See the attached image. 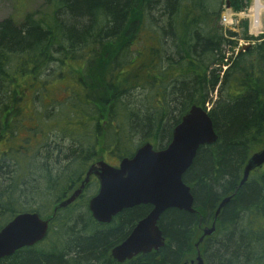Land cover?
Instances as JSON below:
<instances>
[{"label":"trees","instance_id":"1","mask_svg":"<svg viewBox=\"0 0 264 264\" xmlns=\"http://www.w3.org/2000/svg\"><path fill=\"white\" fill-rule=\"evenodd\" d=\"M250 1L44 0L37 18L0 21V228L21 212L49 220L45 240L0 264H117L109 250L120 232L102 230L88 198L53 210L98 155L167 145L193 105L210 107L218 136L182 177L196 213L166 211L167 245L132 264H179L198 216L235 189L218 227L231 231L206 243L205 263L264 264V170L238 186L251 150L264 145V33L233 56L239 34L219 23L226 2L241 11Z\"/></svg>","mask_w":264,"mask_h":264},{"label":"water","instance_id":"2","mask_svg":"<svg viewBox=\"0 0 264 264\" xmlns=\"http://www.w3.org/2000/svg\"><path fill=\"white\" fill-rule=\"evenodd\" d=\"M217 139L208 112L193 105L173 128L171 141L164 149L155 150L150 143H145L132 157L122 158L117 167L97 161L89 166L80 186L57 208L72 204L93 175L98 180L99 188L89 200L88 209L98 223L110 222L114 215L125 208L148 203L153 206L126 240L112 249V257L123 262L136 253L156 251L164 246V238L157 225L159 216L173 208L194 213L193 197L182 176L192 165L198 149L214 144ZM263 164L264 148L254 152L247 160L239 186L246 183L251 171ZM229 199L227 197L221 202L216 214ZM48 229L49 220H43L37 213L15 215L0 229V259L42 241ZM213 230V227L205 229L203 236L211 235ZM197 264H203L199 252Z\"/></svg>","mask_w":264,"mask_h":264},{"label":"flooded vegetation","instance_id":"3","mask_svg":"<svg viewBox=\"0 0 264 264\" xmlns=\"http://www.w3.org/2000/svg\"><path fill=\"white\" fill-rule=\"evenodd\" d=\"M260 169H262V170H264V166L263 167H261ZM261 170V171H262ZM260 171V172H261ZM255 172V171H254ZM253 172V175H255V173ZM86 173V172H85ZM260 174V173H259ZM85 176V175H84ZM252 176V175H251ZM255 176H257V175H255ZM259 176V175H258ZM84 179V178H83ZM82 179V180H83ZM81 183V182H80ZM80 183L78 184V186L76 187V188H78L79 186H80ZM238 186H239V184H238ZM237 186V187H238ZM90 187H92V189H96V192H95V194L94 195H96V193L98 192V188H99V183H98V180H97V178L95 177V176H91L90 177V179H89V181H88V183L86 184V186H85V188L82 190V192H81V194L76 198V201L75 202H77L82 196L83 197H86L85 196V194H86V192H87V190L88 189H90ZM75 188V189H76ZM74 189V190H75ZM73 190V191H74ZM94 191V190H93ZM92 191V192H93ZM236 191H237V189H235L234 191H233V193L232 194H228V195H226V196H223L218 202H217V204H216V209L218 208V206H219V204L225 199V198H227V197H229L230 199H229V201H231L234 197H235V195H236ZM91 195H92V193H91ZM93 197V195L92 196H90L89 198H88V202L87 203H89V200L91 199ZM192 197H193V195H192ZM228 201V202H229ZM227 202V203H228ZM193 205H194V197H193ZM193 205H192V207H193ZM226 205V204H225ZM224 205V206H225ZM87 206H88V204H87ZM224 206L223 207H221L220 208V211L218 212V214L216 215L214 212H212V214H208V215H206L205 217H204V219H203V217H202V215L201 216H198V218H197V221H198V223H197V225L194 227V225L191 227V233H190V250H188L187 252H185V255L183 256V258H182V260L180 261V263L179 264H197V257H198V251H199V247H198V249L196 248V246H195V249H193V251H194V253H195V256H191L190 258H188V255H190L191 253H190V251H191V249H192V247H191V245H192V243H191V241H193V239L195 238V241H197L198 240V234H199V236H201V240L199 239V241H201V242H199L200 244H201V254H199L200 255V258L202 259V262H203V264H206L205 263V258H204V248H205V246H206V243L209 241V240H211L212 238H214V240H220L221 239V236L222 235H224L226 232H230L231 230H229V231H224L223 233H221V231L218 229V227H219V225H220V221H221V214H222V211H223V208H224ZM138 207H142V208H144L143 209V211L140 213V215L139 216H137L135 219H133L130 223H128V224H122L121 222V217H122V215L126 212V211H130V210H132V209H134V208H138ZM153 209V206L150 204V203H148V204H138V205H135V206H132V207H129V208H125V209H123V210H121L119 213H117L116 215H114L112 218H111V220H110V222H108V223H98L99 225H104V226H106V227H104V228H102V230H104V229H112L111 227L113 226V229L115 228V229H117V230H119V232H120V238H119V242L117 243V245H115L114 247H112L111 248V250L113 249V248H115L116 246H118V245H120L122 242H124L125 240H126V238L130 235V233L132 232V230L134 229V227L136 226V224L140 221V220H142L143 218H145L149 213H150V211ZM173 209H175V208H173ZM193 209H194V207H193ZM215 209V210H216ZM168 210H170V209H168ZM168 210H166V211H168ZM175 210H178V209H175ZM166 211H164L160 216H159V218H158V221H157V225H158V227H159V229L161 230V228H160V223H161V221H162V217H163V215H164V213L166 212ZM178 211H181V210H178ZM185 212V211H184ZM194 213H196V211H195V209H194ZM194 213H191V214H194ZM212 225V226H211ZM207 226H209V227H213L214 228V230H213V232H212V234L211 235H205V236H203V231H204V228H206ZM199 233H198V232ZM161 232H162V230H161ZM198 233V234H197ZM197 234V235H196ZM162 236H163V238H164V246L162 247V248H159L158 250H151V251H149V252H146V253H136V254H134L132 257H130V258H127V259H125L123 262H118L116 259H114L113 257H112V255H111V250H109V254H110V256H111V258L117 263V264H132V263H135L137 260H140L144 255H149V256H155V260H156V258L158 257V253H159V251L161 250V249H163L166 245H167V239H166V237H164V235H163V233H162ZM198 237V238H197ZM212 241V240H211ZM194 244L196 245V243L194 242Z\"/></svg>","mask_w":264,"mask_h":264},{"label":"rangeland","instance_id":"4","mask_svg":"<svg viewBox=\"0 0 264 264\" xmlns=\"http://www.w3.org/2000/svg\"><path fill=\"white\" fill-rule=\"evenodd\" d=\"M261 2L264 4V0H261ZM252 3H253V0H252ZM46 11H47V6L44 4V0H0V21L6 20V19H12L17 25H19V24L23 23L26 15L32 14L34 16V18L35 17L37 18L38 13L42 14L43 12H46ZM245 12H247V8L245 9ZM263 17H264V14H263ZM242 18H246V17L243 16ZM242 18H240V19H242ZM243 29L244 28L242 27V24H241V27L239 29L237 28L238 31H236V32L239 33V35L241 36ZM246 30L248 32V28H246ZM56 98H60V95H56ZM138 100H140V99H135V101H138ZM140 102H141V100H140ZM137 141L138 140H135V142H137ZM261 146L263 147L264 145H260L259 147L261 148ZM165 147H166V144L162 147L154 146V149H163ZM258 149L259 148H256L255 150H251V152H254ZM98 160L105 161L106 163H108L112 166H117L120 159L118 160L111 153H104L103 155L100 154L97 156V161ZM55 166H57V165H55ZM254 173H255V175L258 176L260 173V169L259 170L257 169ZM255 175H254V177H255ZM251 177H253V175ZM95 192H96V189H92V187H90V189H88L86 194H85V196H86L85 198H89L90 196L94 195ZM91 193H92V195H91ZM81 202L84 203V199L78 202L77 209L78 208L80 210L83 209L84 206ZM215 209H214L215 212L214 211L213 212L216 214L218 208L216 210ZM43 213H44L43 215L46 216L47 214L52 213V210H47L46 212H43ZM210 228L211 227L207 226L206 228H204V230L210 229ZM198 237H197L198 238L197 241H195V238L193 239V241H191L192 249L190 251L191 254L188 255V258H190L191 256H195V253L193 251V249H195V246L197 249L199 247V251L201 252V244L199 243V242H201V241H199L201 236H199V234H198ZM194 242L196 243V245L194 244ZM200 252H199V254H201Z\"/></svg>","mask_w":264,"mask_h":264},{"label":"bare ground","instance_id":"5","mask_svg":"<svg viewBox=\"0 0 264 264\" xmlns=\"http://www.w3.org/2000/svg\"><path fill=\"white\" fill-rule=\"evenodd\" d=\"M260 9H261V5L259 3V0H254V6H253V9L251 10V12H252V17L254 18L255 21H256L257 16L260 12ZM188 168H190V166ZM187 169H186V171H187Z\"/></svg>","mask_w":264,"mask_h":264},{"label":"built area","instance_id":"6","mask_svg":"<svg viewBox=\"0 0 264 264\" xmlns=\"http://www.w3.org/2000/svg\"><path fill=\"white\" fill-rule=\"evenodd\" d=\"M223 22L228 23V24L232 23V22L228 21L225 17L223 18ZM252 28L255 31V34L260 33L259 30L257 29L258 28V23H256L254 20L252 21Z\"/></svg>","mask_w":264,"mask_h":264}]
</instances>
